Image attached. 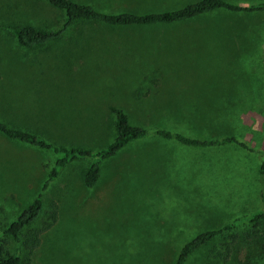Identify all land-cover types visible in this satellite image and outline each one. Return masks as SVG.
<instances>
[{
  "label": "rangeland",
  "instance_id": "1",
  "mask_svg": "<svg viewBox=\"0 0 264 264\" xmlns=\"http://www.w3.org/2000/svg\"><path fill=\"white\" fill-rule=\"evenodd\" d=\"M72 1L107 14H144L198 0ZM62 21V12L43 0H0L1 123L49 144L95 151L113 139L107 108L115 107L147 131L233 137L247 149L187 148L147 136L102 161L91 189L82 175L94 159L81 158L42 190L54 156L0 135V233L39 194L41 211L31 229L50 224L31 254L20 238H6L21 264H174L200 233L264 213L257 176L264 153V13L218 11L147 27L76 24L60 41L27 52L14 42L18 25L57 30ZM157 82H174L177 99H139L157 93ZM246 230L227 257L220 236L184 264H264L251 254Z\"/></svg>",
  "mask_w": 264,
  "mask_h": 264
},
{
  "label": "trees",
  "instance_id": "2",
  "mask_svg": "<svg viewBox=\"0 0 264 264\" xmlns=\"http://www.w3.org/2000/svg\"><path fill=\"white\" fill-rule=\"evenodd\" d=\"M43 1L52 8L62 12V24L57 30H38L27 25L16 26L12 30L14 42L18 48L25 50V52L34 51L60 41L68 30L76 24L93 23L107 28L147 27L185 22L218 11L231 14L264 13V3L242 5L239 3H229L224 0H198L186 4L179 9L144 14H133L129 12L107 14L95 10L90 5L77 3L72 0ZM17 12L19 16H23L21 9ZM107 110L112 117L113 139L104 148L95 151L76 148L67 149L62 146L49 144L29 133L9 128L1 122L0 135L7 140L50 152L54 156L53 167L46 176L42 190L57 177L58 171L67 163L81 158L94 159L86 167L82 175L83 186L86 189H91L98 182L102 161L114 157L129 143L142 140L147 136L173 141L187 148L204 149L234 145L242 149H247L244 143L237 141L233 137L202 140L165 129L147 131L142 127L130 125L127 116L121 109L108 107ZM257 176L259 183L258 197L264 204V153L258 165ZM40 211L41 201L39 194L4 226L0 233V264H21L19 258L8 251L6 238H12L14 240L20 238L21 245L28 254H31L38 246L40 234L50 227V224H47L39 230L31 229L32 224L38 219ZM51 219L54 221L53 214H51ZM263 224L264 213L259 212L251 216L238 217L221 229L200 233L180 248L174 264H184L186 259L201 246L220 236L227 239V243L224 245L225 257H227L230 247L237 245V233L243 228L248 229L243 233V236L246 241L251 242V254L264 258V236L260 235Z\"/></svg>",
  "mask_w": 264,
  "mask_h": 264
},
{
  "label": "crops",
  "instance_id": "3",
  "mask_svg": "<svg viewBox=\"0 0 264 264\" xmlns=\"http://www.w3.org/2000/svg\"><path fill=\"white\" fill-rule=\"evenodd\" d=\"M159 43H161V41H159ZM170 44V43H169ZM159 47V46H158ZM171 47V46H170ZM169 48V47H168ZM170 49V48H169ZM174 50L175 48L171 47V50ZM203 50L205 52H207V47L204 46ZM153 51L155 53H157V38L154 41V48ZM164 90V91H169L170 93L168 94V98L167 95H160L159 91ZM173 92V93H172ZM178 87L176 86V84L174 82H169L168 84L165 83H160L157 82V93H154L152 95H144L141 96L139 99H144L145 101H149V102H153V103H157V100L163 99L164 101L169 99V100H174L177 99L178 97ZM160 105L155 104V106H153L152 112H156L157 108H159ZM224 147V146H223ZM124 149V148H123Z\"/></svg>",
  "mask_w": 264,
  "mask_h": 264
}]
</instances>
